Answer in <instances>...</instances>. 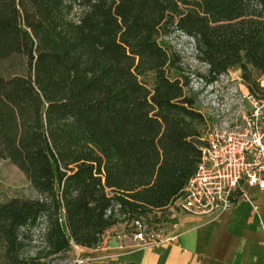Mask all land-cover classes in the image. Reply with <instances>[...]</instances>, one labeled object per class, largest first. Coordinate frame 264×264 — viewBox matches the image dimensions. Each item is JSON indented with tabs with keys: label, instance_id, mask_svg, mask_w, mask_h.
<instances>
[{
	"label": "trees",
	"instance_id": "1",
	"mask_svg": "<svg viewBox=\"0 0 264 264\" xmlns=\"http://www.w3.org/2000/svg\"><path fill=\"white\" fill-rule=\"evenodd\" d=\"M167 29L194 38L210 80L237 66L264 97V0H0V61L18 66L0 71V158L38 192L0 202V264L67 258L117 211L154 220L181 195L206 118L169 75Z\"/></svg>",
	"mask_w": 264,
	"mask_h": 264
},
{
	"label": "built area",
	"instance_id": "2",
	"mask_svg": "<svg viewBox=\"0 0 264 264\" xmlns=\"http://www.w3.org/2000/svg\"><path fill=\"white\" fill-rule=\"evenodd\" d=\"M245 97L246 102L213 121L206 129L196 169L174 201L180 211L217 216L234 203V191L242 182L264 188V97L249 93L247 89ZM110 210L108 208L107 213ZM177 214L173 211L167 219L154 220L142 215L128 217L118 211L114 216L127 225L125 234L131 238L130 246L144 247L156 246L172 238L174 235L164 236L162 232L168 223L176 224ZM109 235V228H106L93 248L106 246ZM77 261L83 263L84 259Z\"/></svg>",
	"mask_w": 264,
	"mask_h": 264
},
{
	"label": "crops",
	"instance_id": "3",
	"mask_svg": "<svg viewBox=\"0 0 264 264\" xmlns=\"http://www.w3.org/2000/svg\"><path fill=\"white\" fill-rule=\"evenodd\" d=\"M234 197L217 216L179 211L176 224L162 232L174 236L156 246L131 247L127 225L117 221L108 227L106 246L97 250L105 249V261L139 264H264V188L242 182Z\"/></svg>",
	"mask_w": 264,
	"mask_h": 264
},
{
	"label": "rangeland",
	"instance_id": "4",
	"mask_svg": "<svg viewBox=\"0 0 264 264\" xmlns=\"http://www.w3.org/2000/svg\"><path fill=\"white\" fill-rule=\"evenodd\" d=\"M157 40L174 60L169 65V75L188 80L187 92L196 98L205 114V131L213 121L222 118L229 111L235 110L240 103L246 102V86L242 82L239 67L233 66L216 79L210 80L207 72L208 65L197 56L192 36L178 29H167L157 35ZM15 68L18 66L9 65L8 60L0 61V71ZM258 79L260 84L264 85V73L260 74ZM36 196H38V192L26 175L9 159L0 158V202L13 197ZM248 202L251 204L250 199ZM173 211H180L175 203L162 212H153V215L158 216L157 219H166ZM32 238L31 245L26 248L25 253L34 254L36 250L43 247L44 241L39 227H34ZM103 250L105 249L72 246L67 258L48 256L43 260L45 259V264H78V258L84 259L83 264L106 262L105 258L101 256ZM102 259L103 261H98Z\"/></svg>",
	"mask_w": 264,
	"mask_h": 264
}]
</instances>
